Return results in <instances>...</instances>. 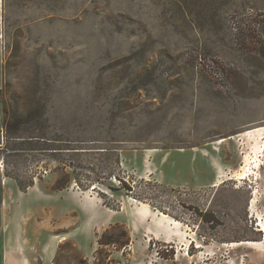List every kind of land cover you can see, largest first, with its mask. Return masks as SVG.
Segmentation results:
<instances>
[{
	"label": "rangeland",
	"instance_id": "rangeland-1",
	"mask_svg": "<svg viewBox=\"0 0 264 264\" xmlns=\"http://www.w3.org/2000/svg\"><path fill=\"white\" fill-rule=\"evenodd\" d=\"M260 19L0 0V264H264V59L239 32Z\"/></svg>",
	"mask_w": 264,
	"mask_h": 264
},
{
	"label": "trees",
	"instance_id": "trees-1",
	"mask_svg": "<svg viewBox=\"0 0 264 264\" xmlns=\"http://www.w3.org/2000/svg\"><path fill=\"white\" fill-rule=\"evenodd\" d=\"M256 24H258L259 32L255 29V24H253L252 20L250 22L243 23V26L239 28V32L241 33L242 38L248 43L245 48V55L249 59H264V39H262L260 35L264 32V19L256 21ZM63 184V180L59 179L58 185H56L55 188L61 189L64 187ZM18 185L19 187H23L19 182ZM115 227L116 226H111L110 229L105 230L98 239V242L105 243L104 241L111 237V230ZM125 244L126 243L124 242L122 245Z\"/></svg>",
	"mask_w": 264,
	"mask_h": 264
}]
</instances>
